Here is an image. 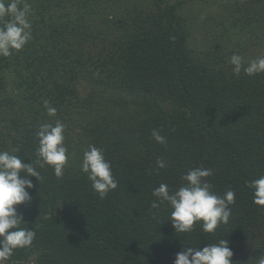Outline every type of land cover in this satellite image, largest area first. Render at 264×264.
Returning <instances> with one entry per match:
<instances>
[{"label": "trees", "instance_id": "16d2710c", "mask_svg": "<svg viewBox=\"0 0 264 264\" xmlns=\"http://www.w3.org/2000/svg\"><path fill=\"white\" fill-rule=\"evenodd\" d=\"M199 1L28 0L32 38L0 56V84L10 87L0 86V150L35 162L39 127L60 120L69 159L59 179L37 166L44 179L31 178L33 201L17 206L36 238L5 264H174L186 246L221 238L233 264L264 254V206L250 187L264 175V73L235 74L225 47L198 48L185 9ZM226 8L223 29L264 37V0ZM90 145L103 149L118 182L103 198L81 171ZM199 166L213 169L218 195L236 193L232 216L214 233L201 224L175 233L170 207H150L153 189L175 191Z\"/></svg>", "mask_w": 264, "mask_h": 264}, {"label": "clouds", "instance_id": "9594fccd", "mask_svg": "<svg viewBox=\"0 0 264 264\" xmlns=\"http://www.w3.org/2000/svg\"><path fill=\"white\" fill-rule=\"evenodd\" d=\"M31 12L28 0H24L22 6L19 0H0V22L3 23L0 27V56L12 55L13 50H21L31 40ZM5 17L8 19L4 20ZM229 63L233 65L235 74L241 71L248 76L264 73V55L245 62L244 57L234 53ZM44 107L49 117L56 116L57 109L48 101H44ZM65 130L60 120L39 127L36 133L39 141L36 155L39 159L35 162L25 163V159L16 154L18 150H0V264L10 260L17 249L30 247L36 238L34 227L21 226L27 223L18 214L17 206L32 203L29 190L34 188V184L31 178L34 177L38 183L44 179L38 167L50 166L58 179L63 177L69 159ZM151 135L157 143H167L160 130L154 129ZM156 165L160 169L168 166L164 158H158ZM81 171L101 198L118 187L112 164L101 148L90 145L83 152ZM213 174L211 168L193 167L181 177L184 183L177 190L170 191L167 184L161 183L153 189L152 195L156 199L150 207L159 209L165 203L170 207L169 221L175 233H190L197 224L202 225L203 232L214 233L220 225L229 223L232 216L230 205L235 203L236 193L228 189L223 195H218L207 179ZM250 187L254 190L253 202L264 206V175L250 181ZM233 255L229 242L221 238L216 243H207L202 249L186 246L177 253L174 264H233ZM256 264H264V254L257 258Z\"/></svg>", "mask_w": 264, "mask_h": 264}, {"label": "rangeland", "instance_id": "374dc122", "mask_svg": "<svg viewBox=\"0 0 264 264\" xmlns=\"http://www.w3.org/2000/svg\"><path fill=\"white\" fill-rule=\"evenodd\" d=\"M233 2L235 0H201L187 7L185 12L188 13L189 20L193 23L191 26L194 28V35L198 39H201L198 45L199 49L207 47L215 48L216 45L223 46L226 50L224 54L226 60L230 59L235 53L244 57L245 62H247L264 55V37H261V34L259 36H254L249 33L244 35L234 34L236 27L233 30L229 29L227 31L223 29L222 25L219 24L222 14L228 15L232 13L226 7ZM230 18L235 19L234 17ZM239 28L241 29V27ZM0 86H4L7 90L10 89L6 82H3ZM72 128L75 130L78 129L77 131H79V127L74 124ZM65 129L66 131L68 130L66 126Z\"/></svg>", "mask_w": 264, "mask_h": 264}]
</instances>
